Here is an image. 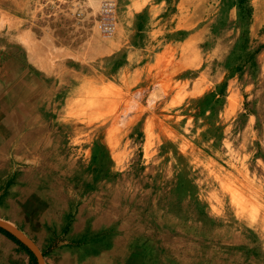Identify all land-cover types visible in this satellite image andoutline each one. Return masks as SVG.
<instances>
[{
  "label": "rangeland",
  "instance_id": "obj_1",
  "mask_svg": "<svg viewBox=\"0 0 264 264\" xmlns=\"http://www.w3.org/2000/svg\"><path fill=\"white\" fill-rule=\"evenodd\" d=\"M219 177L263 213L264 0H0V219L44 264H264Z\"/></svg>",
  "mask_w": 264,
  "mask_h": 264
},
{
  "label": "bare ground",
  "instance_id": "obj_2",
  "mask_svg": "<svg viewBox=\"0 0 264 264\" xmlns=\"http://www.w3.org/2000/svg\"><path fill=\"white\" fill-rule=\"evenodd\" d=\"M16 38H17V41L19 42V44L28 53L30 60H33L34 59V53L39 52V49L36 46L37 43H36L35 39L30 35V33H28V31H25L22 34L16 36ZM208 168H209L208 170H211V167H208ZM212 170H213V167H212ZM219 178L220 179H217V180L213 179L209 182V194H210V198H213L212 203H211L212 206H214V208L218 207L219 210L227 208L225 210L230 211V210L234 209L236 214H240V213L245 214L246 212H252L251 213L252 217L254 216L253 218H255V220L260 219L256 223V225L264 228V211H263V213H260L259 212L260 208L257 209V207L255 206L254 203H252L253 206H251V207H250V205H248V203H246L250 200L249 199L250 190L249 191L244 190V187H245L244 183H242L240 181H232L230 179L224 180L221 177H219ZM253 191H255V190H253ZM250 201H253V197H252V200H250ZM261 208L264 210V205L261 206ZM248 210H250V211H248ZM197 263H199V262H197ZM197 263H195V264H197ZM180 264H189V263L185 262V263H180ZM190 264H191V262H190Z\"/></svg>",
  "mask_w": 264,
  "mask_h": 264
},
{
  "label": "water",
  "instance_id": "obj_3",
  "mask_svg": "<svg viewBox=\"0 0 264 264\" xmlns=\"http://www.w3.org/2000/svg\"><path fill=\"white\" fill-rule=\"evenodd\" d=\"M0 227L6 232L13 235L19 242L26 246V248L34 255L37 259L38 264H44L43 255L38 249L37 245L19 228L11 224L10 222L0 219Z\"/></svg>",
  "mask_w": 264,
  "mask_h": 264
},
{
  "label": "crops",
  "instance_id": "obj_4",
  "mask_svg": "<svg viewBox=\"0 0 264 264\" xmlns=\"http://www.w3.org/2000/svg\"><path fill=\"white\" fill-rule=\"evenodd\" d=\"M20 249L21 247L15 240L0 231V264H13L12 258H15L12 255L18 254ZM15 260L18 261L17 259ZM16 264H19V262H16Z\"/></svg>",
  "mask_w": 264,
  "mask_h": 264
},
{
  "label": "built area",
  "instance_id": "obj_5",
  "mask_svg": "<svg viewBox=\"0 0 264 264\" xmlns=\"http://www.w3.org/2000/svg\"><path fill=\"white\" fill-rule=\"evenodd\" d=\"M103 9L105 11V15L101 22L100 28L104 33H109L110 31L113 30V26H114V16H113L114 11L112 4L105 3Z\"/></svg>",
  "mask_w": 264,
  "mask_h": 264
},
{
  "label": "trees",
  "instance_id": "obj_6",
  "mask_svg": "<svg viewBox=\"0 0 264 264\" xmlns=\"http://www.w3.org/2000/svg\"><path fill=\"white\" fill-rule=\"evenodd\" d=\"M0 231H2L3 233H5L6 235H8L9 237L13 238L11 234H9L8 232H6L5 230H3L1 227H0ZM16 240V239H15ZM17 241V240H16ZM18 242V241H17ZM20 243V242H18ZM29 252V251H28Z\"/></svg>",
  "mask_w": 264,
  "mask_h": 264
}]
</instances>
